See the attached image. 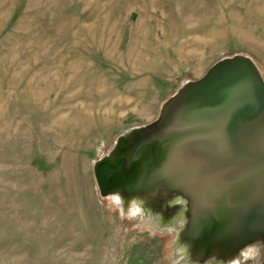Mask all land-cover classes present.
<instances>
[{"label": "rangeland", "instance_id": "374dc122", "mask_svg": "<svg viewBox=\"0 0 264 264\" xmlns=\"http://www.w3.org/2000/svg\"><path fill=\"white\" fill-rule=\"evenodd\" d=\"M237 56L264 80V0H0V264H264L262 239L197 257L164 183L102 196L95 176Z\"/></svg>", "mask_w": 264, "mask_h": 264}, {"label": "water", "instance_id": "95a60500", "mask_svg": "<svg viewBox=\"0 0 264 264\" xmlns=\"http://www.w3.org/2000/svg\"><path fill=\"white\" fill-rule=\"evenodd\" d=\"M95 176L102 196L138 195L158 182L182 193L192 220L185 236L197 257H225L264 240L260 72L245 57L215 64L165 104L155 132L121 138Z\"/></svg>", "mask_w": 264, "mask_h": 264}]
</instances>
